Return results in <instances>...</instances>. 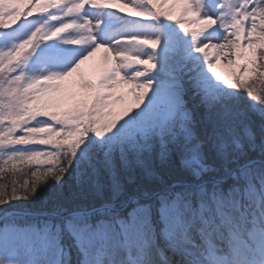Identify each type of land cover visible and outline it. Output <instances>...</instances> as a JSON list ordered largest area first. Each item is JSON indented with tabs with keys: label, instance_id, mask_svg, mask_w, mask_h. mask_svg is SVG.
I'll return each mask as SVG.
<instances>
[{
	"label": "snow or ice",
	"instance_id": "6c2138e0",
	"mask_svg": "<svg viewBox=\"0 0 264 264\" xmlns=\"http://www.w3.org/2000/svg\"><path fill=\"white\" fill-rule=\"evenodd\" d=\"M0 264H264V0H0Z\"/></svg>",
	"mask_w": 264,
	"mask_h": 264
},
{
	"label": "rangeland",
	"instance_id": "374dc122",
	"mask_svg": "<svg viewBox=\"0 0 264 264\" xmlns=\"http://www.w3.org/2000/svg\"><path fill=\"white\" fill-rule=\"evenodd\" d=\"M96 59L98 60V58H96ZM94 63H96V60L90 62L88 65H85V66H84V70H85V71H88V72H91V70H92V67H91V66H92ZM218 70L221 72L222 75H226L227 72H228V70L223 66V64L218 65ZM127 100H128V102L130 103V102H131V97H128Z\"/></svg>",
	"mask_w": 264,
	"mask_h": 264
},
{
	"label": "bare ground",
	"instance_id": "6f19581e",
	"mask_svg": "<svg viewBox=\"0 0 264 264\" xmlns=\"http://www.w3.org/2000/svg\"><path fill=\"white\" fill-rule=\"evenodd\" d=\"M90 63V62H89Z\"/></svg>",
	"mask_w": 264,
	"mask_h": 264
}]
</instances>
